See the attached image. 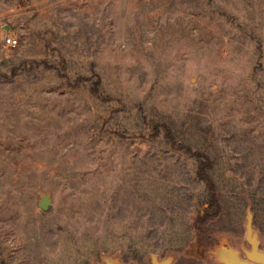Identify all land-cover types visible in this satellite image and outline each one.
Returning a JSON list of instances; mask_svg holds the SVG:
<instances>
[{
    "label": "rangeland",
    "instance_id": "rangeland-1",
    "mask_svg": "<svg viewBox=\"0 0 264 264\" xmlns=\"http://www.w3.org/2000/svg\"><path fill=\"white\" fill-rule=\"evenodd\" d=\"M248 213L264 251V0H0V264H220Z\"/></svg>",
    "mask_w": 264,
    "mask_h": 264
},
{
    "label": "trees",
    "instance_id": "trees-1",
    "mask_svg": "<svg viewBox=\"0 0 264 264\" xmlns=\"http://www.w3.org/2000/svg\"><path fill=\"white\" fill-rule=\"evenodd\" d=\"M96 87V83L92 84L91 90L98 95ZM152 126L154 128V133L161 134L167 144H170L175 149L182 150L186 155L191 156L196 162V177L204 183L206 193L199 200L201 210L193 221V229L198 238L199 244L202 246H210L214 239L208 225L221 212V203L216 192V185L209 174L213 161L204 151L195 150L176 140L174 133L166 123L154 122ZM183 240L184 239H180L176 241L180 243Z\"/></svg>",
    "mask_w": 264,
    "mask_h": 264
},
{
    "label": "water",
    "instance_id": "water-1",
    "mask_svg": "<svg viewBox=\"0 0 264 264\" xmlns=\"http://www.w3.org/2000/svg\"><path fill=\"white\" fill-rule=\"evenodd\" d=\"M50 196L47 193H41L38 206L46 210L50 204ZM245 238L249 244V249L244 250L242 257L238 251L230 246L222 247L223 253L218 254L220 264H264V251L260 249L259 240L252 229V215L248 213L246 222ZM152 264H168V259L158 261L154 256L151 258ZM103 264H123L113 259H105Z\"/></svg>",
    "mask_w": 264,
    "mask_h": 264
},
{
    "label": "built area",
    "instance_id": "built-area-1",
    "mask_svg": "<svg viewBox=\"0 0 264 264\" xmlns=\"http://www.w3.org/2000/svg\"><path fill=\"white\" fill-rule=\"evenodd\" d=\"M3 42L6 46L15 47L18 44V38L15 35H6Z\"/></svg>",
    "mask_w": 264,
    "mask_h": 264
},
{
    "label": "bare ground",
    "instance_id": "bare-ground-1",
    "mask_svg": "<svg viewBox=\"0 0 264 264\" xmlns=\"http://www.w3.org/2000/svg\"><path fill=\"white\" fill-rule=\"evenodd\" d=\"M216 253H217V255H218V254L221 255V253H223L222 255H224V250L222 249V246H220V247L216 250ZM222 255H221V256H222Z\"/></svg>",
    "mask_w": 264,
    "mask_h": 264
},
{
    "label": "flooded vegetation",
    "instance_id": "flooded-vegetation-1",
    "mask_svg": "<svg viewBox=\"0 0 264 264\" xmlns=\"http://www.w3.org/2000/svg\"><path fill=\"white\" fill-rule=\"evenodd\" d=\"M242 257L244 256V255H241Z\"/></svg>",
    "mask_w": 264,
    "mask_h": 264
}]
</instances>
